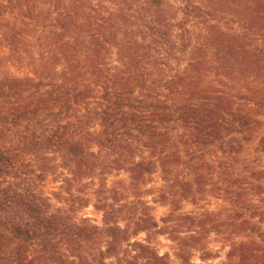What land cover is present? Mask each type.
Returning <instances> with one entry per match:
<instances>
[{
  "label": "trees",
  "instance_id": "1",
  "mask_svg": "<svg viewBox=\"0 0 264 264\" xmlns=\"http://www.w3.org/2000/svg\"><path fill=\"white\" fill-rule=\"evenodd\" d=\"M175 1L0 0V264H264V0Z\"/></svg>",
  "mask_w": 264,
  "mask_h": 264
},
{
  "label": "rangeland",
  "instance_id": "2",
  "mask_svg": "<svg viewBox=\"0 0 264 264\" xmlns=\"http://www.w3.org/2000/svg\"><path fill=\"white\" fill-rule=\"evenodd\" d=\"M175 1V0H172ZM176 2V1H175ZM0 58L2 61V71L4 74H12V75H16V76H23L24 72L22 70H20V68L12 61L10 60V53L9 50L3 46L0 47ZM259 144V139L257 140V142L255 143V147ZM258 160L261 166L264 167V152L262 153H258L255 156ZM120 178L122 179H126V175L122 174L120 176ZM117 180L116 178H111V182ZM52 187H56V185H51ZM58 186V185H57ZM208 205V206H207ZM154 210H153V215L155 216V218L157 220H161V218H164L168 212H169V208L168 207H164L158 204H153ZM204 207H206V209L208 210H212V211H218L222 208H226V205L224 203H222L221 201H217L216 199H212L209 204H205ZM183 210L187 213H192V212H199L202 213V210H198V208H196L193 204L191 203H186L183 207ZM86 213H90L92 215L93 218L100 220L101 217L99 214L95 213L92 209H89L86 211ZM156 247L161 251V253H169L171 255V259H172V264H181V262L178 260V258L176 257V245L170 241V239L167 236H162L160 238L157 239V241L155 242ZM216 245H213L212 247L215 248ZM196 262H198V257L195 258ZM194 261V258H193ZM219 260L215 261V263H218Z\"/></svg>",
  "mask_w": 264,
  "mask_h": 264
}]
</instances>
